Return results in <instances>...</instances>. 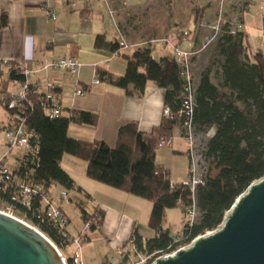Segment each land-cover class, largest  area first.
<instances>
[{
	"label": "trees",
	"instance_id": "16d2710c",
	"mask_svg": "<svg viewBox=\"0 0 264 264\" xmlns=\"http://www.w3.org/2000/svg\"><path fill=\"white\" fill-rule=\"evenodd\" d=\"M200 16L198 14L197 18ZM8 25V15L0 12V30ZM119 43L100 35L95 38L94 48L119 53ZM216 53L220 57L218 84L212 82L210 70L201 74L196 82L191 123L195 134L204 135L214 129L200 154L217 173L210 176L207 169L204 184L196 186L194 192L183 183L172 182L169 171L156 163V152L159 146H166L162 142L170 141L174 127L180 129L184 138L186 120L179 112L185 80L173 57L155 60L147 47L129 55L120 53L125 60L123 75L113 77L96 68V80L136 99L143 97L149 83H154L164 90L163 106L170 114L163 115L160 125L150 133L140 132L136 122L123 125L118 129L114 147L102 141L70 138L67 134L70 125L95 129L98 114L76 109L63 111L60 103V116L50 118L48 107L43 104V93L29 84L22 105L25 124L38 137V155L31 166L34 184L41 186L44 194L50 193L54 186L65 192L72 190L74 182L61 166L63 156L68 155L86 162L88 179L150 202L147 226L155 235L144 239L133 232L130 236L143 256L160 257L173 252L180 247L178 245H189L197 237L218 230L237 197L252 183L264 178V80L259 66L244 60L241 30L235 32L225 27L216 41ZM19 71L20 67L13 62L7 71L0 66V108L6 114L12 113L7 108L13 96L7 91L8 84L25 81ZM5 72L8 76L3 80ZM53 92L60 94L58 89ZM192 199L197 210L196 223L192 227L185 225L180 234L171 236L161 227L164 211L180 209L185 218ZM40 200L41 197H37L31 211H27L0 194V202L12 206L16 217L47 237L61 253L65 264H79L77 254L65 258L61 252L70 242L38 219ZM85 216L83 214L84 220Z\"/></svg>",
	"mask_w": 264,
	"mask_h": 264
},
{
	"label": "crops",
	"instance_id": "0c3cea01",
	"mask_svg": "<svg viewBox=\"0 0 264 264\" xmlns=\"http://www.w3.org/2000/svg\"><path fill=\"white\" fill-rule=\"evenodd\" d=\"M230 1L223 0L219 5L202 0L195 4L196 8L194 6L186 17L175 14L163 19L151 17L150 21L144 22L130 19L128 21L131 25L121 16L119 9L126 13V17L133 18L150 1L49 0L47 7H41L39 0H0V12L7 14L9 19L8 27L0 30V61L10 59L13 63L26 64L32 71L29 84L37 87L41 93L45 91L48 82L52 83L60 90L59 99L63 111L76 109L98 114L95 129L70 125L67 132L70 138L86 142L102 141L107 146L114 147L118 129L129 122H136L142 133H150L160 125L164 90L149 83L143 97L136 99L126 97L121 91L110 88L103 82L96 84V68L119 77L125 70V60L120 53L129 55L132 51L111 53L98 50L94 48L95 38L103 35L108 41H123L127 45H135L151 40L176 39L180 33L186 32L188 41L180 39L171 43L189 51L199 36V23L207 21L215 24L218 18H223V13L231 5ZM255 1L250 0V3ZM118 12L121 15H117ZM198 14L201 15L199 19ZM244 14L246 11H243L242 16ZM132 37L134 41L131 40ZM147 48L151 50L153 58L158 50L159 59L168 58L164 55L173 52L169 44L161 42ZM66 57L75 58L81 65L78 76L55 69L43 70L42 65ZM0 66L6 71L9 68L2 64ZM7 76L5 72L2 79L5 80ZM19 89L18 82H11L7 87L9 95H15ZM77 89L83 91L79 96L74 94ZM6 123L7 114L0 108V161L14 169L22 153L20 150L14 151L17 149H7L4 135ZM187 148L180 129L174 127L170 145L159 146L156 152V163L169 171V177L174 183H183L187 177ZM61 166L74 182V188L67 192L68 202L61 207L69 221L67 231L70 237H76L82 230H75L69 218L67 209L72 205L73 197L79 199L83 195L94 204L88 210L80 208L82 221L83 214L89 216L98 212L102 216L100 226L89 231L81 244L84 250L77 255L79 264L112 263L114 259L117 260L114 254L117 248L126 243L133 232L144 239L153 238L155 234L147 226L150 202L88 179L85 175L86 162L82 160L65 155ZM61 190L59 186L51 188L50 195L55 201ZM75 192L77 195L73 196ZM164 218L174 219L175 228H182L177 234L181 233L185 218L180 209L164 211L162 222ZM70 246L73 251L68 250L65 258L77 253L75 246Z\"/></svg>",
	"mask_w": 264,
	"mask_h": 264
},
{
	"label": "built area",
	"instance_id": "2783aa9c",
	"mask_svg": "<svg viewBox=\"0 0 264 264\" xmlns=\"http://www.w3.org/2000/svg\"><path fill=\"white\" fill-rule=\"evenodd\" d=\"M49 0H39L41 7H47ZM101 2H106V0H98ZM264 12V6L261 8ZM221 19L218 18V22ZM202 27V25H200ZM217 25L214 27L217 29ZM188 34L183 32V37L186 38ZM185 40V39H184ZM165 43L170 44L167 39L151 40L148 42H143L135 45H127L123 41H120L119 45L121 50L135 51L147 46H151L155 43ZM173 58L182 69V76L185 80L184 93L182 95L181 110L180 115L185 116V130H184V140L187 142V152L189 157V168L188 174L183 182L184 186H188L191 192H194L195 187L198 185H203L207 176V168L205 167V162L202 159L201 154H197L195 149V133L192 127L191 118L193 114L194 107V92L196 87V81L193 77L194 63L193 59L197 52L191 50L186 51L181 49L179 46H172ZM3 66H10L12 61L10 59H3L0 61ZM20 67V74L24 77L25 81L20 83L19 91L10 97L8 100V110L12 113L7 114V123L4 126V135L6 140V147L8 150L18 149L21 151L22 156L18 160L16 168L10 169L2 161H0V194L8 197L9 201L19 205L20 207L31 211L32 203L37 197H41L39 208L37 210V217L41 222L48 223L53 229L57 230L60 235L70 242L71 245H75L77 250L81 248V244L85 239L87 233L91 231L93 227L98 228L99 221L101 217L98 212H95L86 217L84 221V227L79 232L77 237H70L67 227L69 221L67 217L62 213V204L68 202L67 192L61 190L59 192L56 201L51 197L50 193L44 194L43 188L39 185H35L33 182V168L31 166L34 164V160L38 155V137L31 131L25 124L24 117V107L22 102L26 99L27 93L29 92V82L28 79L32 74V71L24 63H16ZM80 64L75 58L66 57L61 58L50 63L42 65L43 70L55 69L61 72L68 73L72 76H78L80 70ZM95 83H99L98 80ZM56 87L52 83H47L45 85V91L43 92V104L48 107V112L50 118H57L60 116V99L59 95L55 94L53 91ZM83 93L80 89L74 91V94L79 96ZM162 114L168 116L170 114L167 108H163ZM166 146L170 145V141L162 142ZM5 205V211L1 212L15 217L14 208L10 205H6L4 202H0ZM185 224L187 227H192L197 221V210L192 199V205L186 210ZM31 227L30 223L23 219H19ZM38 231L37 228L33 227ZM213 232V231H212ZM208 232L206 236L211 234ZM195 240V239H194ZM193 240V241H194ZM50 241V240H49ZM192 241V242H193ZM191 242V243H192ZM190 243V244H191ZM126 248L117 251V254L123 256L128 260L130 258V253L136 255L139 260L136 262H131L130 264H152L156 259L160 257H167L172 255L176 251L184 248L180 247L171 253L162 255L157 258H152V256H143L140 254L136 247L134 246V240L129 239L126 243ZM189 244V245H190ZM188 245V246H189ZM187 247V246H186ZM112 264V263H108Z\"/></svg>",
	"mask_w": 264,
	"mask_h": 264
},
{
	"label": "water",
	"instance_id": "95a60500",
	"mask_svg": "<svg viewBox=\"0 0 264 264\" xmlns=\"http://www.w3.org/2000/svg\"><path fill=\"white\" fill-rule=\"evenodd\" d=\"M0 264L65 260L42 233L0 211ZM152 264H264V178L237 197L218 230Z\"/></svg>",
	"mask_w": 264,
	"mask_h": 264
},
{
	"label": "rangeland",
	"instance_id": "374dc122",
	"mask_svg": "<svg viewBox=\"0 0 264 264\" xmlns=\"http://www.w3.org/2000/svg\"><path fill=\"white\" fill-rule=\"evenodd\" d=\"M147 1H150L148 3V6L137 11L134 14L133 18L132 16L126 17V13L124 14L122 12V9H119L122 15L119 12L117 15L120 14L122 17L126 18L127 21L128 20L130 21V19L131 20L134 19L137 22L138 21L144 22L146 20L150 21L151 17H156L157 19H159L160 17L161 19L168 18L169 16L175 14L186 17L189 14V12L192 10V8L195 6V4H197L202 0H156V1L147 0ZM204 1L208 2L209 4L213 3L219 5L223 2V0H204ZM230 3L231 5H229L226 12L223 13V18L221 19L220 22H218L217 19L215 24H212L207 21H201L199 23V26L202 25V27H199V31H198L199 36L195 39L196 41L193 42L191 47V51L197 52V54L194 56L193 59V63H194L193 77L196 82L198 81L201 74L205 70H210L212 82L218 84V76L216 77V75L217 73H219L218 61L220 60V57H218L216 53V41L220 37L225 27H228L230 30L235 32H238L240 30L243 32V46L245 48V54H246V56H244V60L248 61L251 64L258 65L260 69V74L264 80V12L261 9L264 6V0H256L255 3L253 4L250 3V0H231ZM243 11H246V14H244V16H242ZM217 13L215 16L218 15ZM242 17H243V23H242ZM129 21L128 23H130ZM123 23H125V21L122 22V24L120 25L121 26L124 25ZM216 25L218 26L217 29L214 28ZM122 29L124 30L123 27ZM188 38H189L188 36L184 38L182 32L179 34V37L177 36L176 39L170 40L169 38H167V40L170 42L169 45L172 48V46L176 45L171 43L174 42L173 40L181 39L183 41L185 39V41L186 40L188 41ZM133 39L134 38L132 37L131 40ZM158 47H160V44ZM158 54H159L158 50L155 51L154 58H157L156 60L159 59L160 55ZM164 56H167L169 58L173 56V52L172 53L168 52ZM213 133H214V129H211L207 134L204 135L195 134V149L197 151V154H200L203 151L205 142ZM14 151L16 152L18 151V149ZM204 165L208 170H210L209 171L210 176L216 175L217 172L214 170L213 165H211L210 162H205ZM72 195L75 196L77 195V193L75 192ZM93 206L94 204H92V202L83 195H81L79 199L76 197L72 198V205L69 206L67 210L71 221V225L75 227V230H77V228L78 230H80L81 228L83 229L84 227L85 220L82 221L81 219L80 208H84L85 210H88L91 209ZM0 210L5 211V205L0 203ZM17 216L23 218L20 215ZM185 220L186 219H184V221ZM161 227L164 229L165 228L169 229L171 236H177L178 230L182 229L181 227L175 228L174 219H169V218L163 219ZM126 246L127 244L124 243L119 248H117V250L114 253L117 260L114 259L112 261L113 264H130L131 262H136L137 260H139L138 257L136 255H133L132 253H130V258L128 260H126V258H123V256L119 257L117 251L121 249L123 251V249L126 248ZM178 246L186 247L188 245L181 244ZM68 250L73 251V247L70 246V244L67 247L61 249V252L62 254H64L63 255L64 257ZM74 250L77 252L76 253L77 255H80L81 251L84 250V248L81 247L79 250H77L75 246ZM78 263H80V260H78Z\"/></svg>",
	"mask_w": 264,
	"mask_h": 264
}]
</instances>
